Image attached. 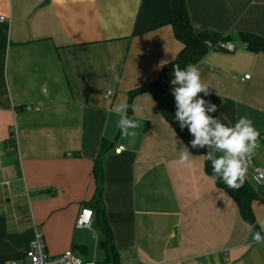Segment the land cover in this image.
Listing matches in <instances>:
<instances>
[{
	"label": "crops",
	"instance_id": "crops-1",
	"mask_svg": "<svg viewBox=\"0 0 264 264\" xmlns=\"http://www.w3.org/2000/svg\"><path fill=\"white\" fill-rule=\"evenodd\" d=\"M186 1L198 31L264 37V0ZM170 14L171 0H0V264H28L36 226L50 254L104 262L99 199L120 264H264V243L150 92L128 108L136 135L117 127L113 107L129 105L130 91L158 79L183 48ZM196 66L209 86L200 97L217 106L208 114L229 126L247 115L260 132L246 178L261 226L264 185L252 171L264 166V52L210 50ZM181 145L190 166L177 163ZM85 206L93 220L79 228Z\"/></svg>",
	"mask_w": 264,
	"mask_h": 264
},
{
	"label": "clouds",
	"instance_id": "clouds-1",
	"mask_svg": "<svg viewBox=\"0 0 264 264\" xmlns=\"http://www.w3.org/2000/svg\"><path fill=\"white\" fill-rule=\"evenodd\" d=\"M115 64L108 71H114ZM174 79L172 95L175 100V119L181 129L187 128L193 139L192 148H207L202 157L211 162L214 178L221 179L234 190L243 186L252 159L260 147V132L254 127L253 121L247 116H241L234 125L229 126L209 115L215 112L217 106L200 97V93L209 94V86L202 81L199 68L188 64L183 69L173 65ZM129 105L120 102L113 107L118 115L117 127L123 137L135 136L138 122L128 115ZM192 155L187 147L181 145L177 163L190 166ZM259 182V181H258ZM264 231V224L261 225ZM256 243H264V236L256 232L253 236Z\"/></svg>",
	"mask_w": 264,
	"mask_h": 264
},
{
	"label": "trees",
	"instance_id": "trees-1",
	"mask_svg": "<svg viewBox=\"0 0 264 264\" xmlns=\"http://www.w3.org/2000/svg\"><path fill=\"white\" fill-rule=\"evenodd\" d=\"M169 23L172 25L175 36L183 43V48L177 57L164 65L158 79L148 82L129 93V107L133 98L142 92H150L157 101L158 112L175 128L176 132L183 141L191 146L190 141L193 139L187 128L181 129L179 122L175 119V100L172 95L173 85L171 81L173 76V65L178 64L182 69L188 64H197L210 50H225L222 44L226 41H233L237 46H244L253 52H264V37L249 31H238L228 34H221L213 30L198 31L194 28L189 13L186 0H171V14ZM12 141L14 142V133L12 132ZM203 155L208 149L198 148ZM107 150V145L102 143L97 158L95 159L93 174L97 181L98 194H102L104 182V170L102 159ZM205 170L207 174H212L211 162L204 159ZM214 178V177H213ZM218 187L225 189L236 201L240 214L243 219L250 225L254 232H264L256 218L253 210V201L259 197L253 185L246 178L242 187L239 189L229 188L221 179L214 178ZM99 204V205H98ZM97 209L100 214L101 227L105 233V239L102 242L106 260L105 262H113L120 264V253L116 248L113 232L107 221L105 210L97 201Z\"/></svg>",
	"mask_w": 264,
	"mask_h": 264
},
{
	"label": "built area",
	"instance_id": "built-area-1",
	"mask_svg": "<svg viewBox=\"0 0 264 264\" xmlns=\"http://www.w3.org/2000/svg\"><path fill=\"white\" fill-rule=\"evenodd\" d=\"M4 20V17H1ZM223 48L228 51L235 50L238 46L233 41H226L222 44ZM249 74L245 75V78H249ZM113 95V90L106 92V97L110 98ZM30 107H28L29 109ZM14 138H16V133ZM124 150V146H118L115 151L121 153ZM253 179L264 185V166L257 167L252 171ZM94 216V211L91 207H82L77 219L76 226L79 228L90 227ZM26 257L28 264H117L113 262H103L97 260H85L79 256L74 250H68L59 255L50 254L47 250L46 241L43 232L38 226L35 227L34 236L26 251Z\"/></svg>",
	"mask_w": 264,
	"mask_h": 264
}]
</instances>
